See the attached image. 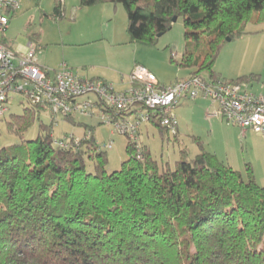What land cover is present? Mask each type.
I'll return each mask as SVG.
<instances>
[{"label": "trees", "instance_id": "trees-1", "mask_svg": "<svg viewBox=\"0 0 264 264\" xmlns=\"http://www.w3.org/2000/svg\"><path fill=\"white\" fill-rule=\"evenodd\" d=\"M103 2L123 5L129 38L145 44L182 17L184 47L173 61L189 70L186 77L256 78L223 80L213 66L226 37L264 21V0H79V6ZM62 9L57 0L52 16H64ZM40 110L26 106L6 122L20 141L0 148V264H264V186L249 165L244 178L193 138L198 152L190 158L180 149L173 167L127 141L126 159L107 171L92 126L66 146L53 142L52 122H40L36 136L24 139Z\"/></svg>", "mask_w": 264, "mask_h": 264}, {"label": "rangeland", "instance_id": "rangeland-1", "mask_svg": "<svg viewBox=\"0 0 264 264\" xmlns=\"http://www.w3.org/2000/svg\"><path fill=\"white\" fill-rule=\"evenodd\" d=\"M19 9L10 20L5 38L13 49L26 53L28 43L38 46L36 56L41 64L56 68L61 63L81 77H89L103 68L116 74L114 88L121 90L127 85V67L141 64L152 71L160 83L167 85L188 75V69L179 67L174 61L180 59L184 47V24L182 17L173 22L167 32L157 37L155 43L145 44L131 41L126 31L127 16L122 4L110 2L92 6H79V0H60L63 15L52 16L57 0H18ZM246 32L229 41H223L213 69L223 80L240 76H255L246 82L249 92L264 95V21H249ZM125 68V69H122ZM126 70V72H124ZM119 72V73H118ZM120 73H124L121 82ZM206 77L205 73H201ZM92 98V97H91ZM173 109L176 117V138L170 129L160 132L155 124L140 127L138 140L146 145L159 165L168 162L173 167L179 150L186 149L192 158L198 147L197 138L203 147L216 155L223 163L238 170L246 178L249 165L255 181L264 186V133L242 128L224 118L211 116V101L206 98L180 99ZM29 103L14 96L10 109L0 118V148L20 141L9 132L6 122L11 115H18ZM98 114V110H95ZM54 117V120H52ZM40 110L38 119L25 133L24 139H32L38 132L40 122H52V136L67 135L82 137L85 125L93 127V137L99 145L111 141L106 149L107 171L116 170L126 159L127 138L101 123L98 116H85L78 112L72 115L74 124L61 115L53 116ZM87 162V169H91Z\"/></svg>", "mask_w": 264, "mask_h": 264}, {"label": "built area", "instance_id": "built-area-1", "mask_svg": "<svg viewBox=\"0 0 264 264\" xmlns=\"http://www.w3.org/2000/svg\"><path fill=\"white\" fill-rule=\"evenodd\" d=\"M19 6L18 0H0V118L9 111L14 96H20L29 106L37 105L52 117L72 116L76 112L96 115L101 123L110 125L129 144L140 148L138 134L143 124L158 123L174 133L173 109L180 99L202 97L213 106L209 115L224 118L243 132L250 129L264 133V95L249 92L243 82L207 80L193 75L163 85L152 71L137 63L127 76L125 88L116 90L106 80L79 76L65 63L57 68L42 65L31 42L26 53L13 50L5 40V32ZM80 138L67 135L54 138L53 142L66 146L68 140L78 143ZM99 147L111 148V141Z\"/></svg>", "mask_w": 264, "mask_h": 264}, {"label": "crops", "instance_id": "crops-1", "mask_svg": "<svg viewBox=\"0 0 264 264\" xmlns=\"http://www.w3.org/2000/svg\"><path fill=\"white\" fill-rule=\"evenodd\" d=\"M12 18V17H11ZM11 18H10V20H11ZM10 20H9V24H8V28L10 27ZM8 28H7V30H8ZM7 32V31H6ZM6 32H5V34H6ZM5 40H6V38H5ZM6 42H7V40H6ZM7 44L13 49V47L11 46V44H9L8 42H7ZM14 50V49H13ZM64 63V62H63ZM42 65H44V64H42ZM46 66V65H45ZM133 66H134V64L132 65V66H128L127 67V72L129 73L130 71H131V69L133 68ZM49 67V66H48ZM58 67V66H57ZM56 67V68H57ZM122 69H125V68H122ZM103 71L101 72H97V73H95V74H92L91 76H87V78H100V79H103V80H106V81H108V82H110V83H112L113 84V86H114V82L113 81H115V80H117V78L115 77L116 76V74H113L112 72H110V71H108V68H103L102 69ZM126 70L124 71V72H126ZM119 73V72H118ZM124 73H120V75H121V82H124V79L122 78V75H123ZM186 77V76H185ZM180 78H184V77H180ZM158 80V79H157ZM159 81V80H158ZM174 82V81H173ZM173 82H170L169 84H171V83H173ZM160 83V82H159ZM160 84H162V83H160ZM164 85V84H163ZM168 85V84H167ZM179 104H180V102H179ZM178 104V105H179ZM177 105V106H178ZM176 106V107H177ZM176 130V129H175Z\"/></svg>", "mask_w": 264, "mask_h": 264}, {"label": "water", "instance_id": "water-1", "mask_svg": "<svg viewBox=\"0 0 264 264\" xmlns=\"http://www.w3.org/2000/svg\"><path fill=\"white\" fill-rule=\"evenodd\" d=\"M176 20H177V17L174 16V17L172 18V21L175 22ZM158 36H160V34H158ZM230 39H231L230 37H226V41H229Z\"/></svg>", "mask_w": 264, "mask_h": 264}]
</instances>
